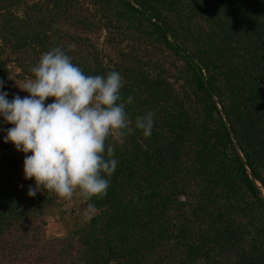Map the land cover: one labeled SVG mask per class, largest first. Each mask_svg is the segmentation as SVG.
<instances>
[{
	"label": "trees",
	"instance_id": "1",
	"mask_svg": "<svg viewBox=\"0 0 264 264\" xmlns=\"http://www.w3.org/2000/svg\"><path fill=\"white\" fill-rule=\"evenodd\" d=\"M135 2L0 0L9 100L7 55L34 77L41 55L61 47L86 75L123 76L133 128L155 112L150 137L135 129L108 141L118 164L107 195L84 201L96 207L91 218L33 263L34 221L58 195H28L35 180L24 178L25 154L4 142L13 125L0 116V263L264 264V197L247 168L264 186V0Z\"/></svg>",
	"mask_w": 264,
	"mask_h": 264
},
{
	"label": "clouds",
	"instance_id": "2",
	"mask_svg": "<svg viewBox=\"0 0 264 264\" xmlns=\"http://www.w3.org/2000/svg\"><path fill=\"white\" fill-rule=\"evenodd\" d=\"M30 71L34 79L20 87L29 93L23 98L9 100L0 80V116L13 125L4 142L25 154L24 178L35 180L28 195L45 190L71 200L78 190L85 202L103 199L118 164L115 144L108 141L135 129L150 137L155 112L137 116L133 128L126 110L133 98L124 101L121 95L123 76L117 71L86 75L61 47L43 53ZM50 97L53 102L46 104ZM95 211L88 203L83 215L90 219Z\"/></svg>",
	"mask_w": 264,
	"mask_h": 264
},
{
	"label": "rangeland",
	"instance_id": "3",
	"mask_svg": "<svg viewBox=\"0 0 264 264\" xmlns=\"http://www.w3.org/2000/svg\"><path fill=\"white\" fill-rule=\"evenodd\" d=\"M100 43H103V37L100 38ZM6 58L13 77V86L10 94L13 97L19 95L21 98L28 96L29 93L22 91L20 87L22 88L25 82L34 79V77L30 75H20L21 67L14 55L8 54ZM85 208V203L81 199L78 190L74 193L71 200L63 199L58 196L57 205L52 212L46 214L44 217H39L37 221H34L36 228L40 230V240L31 243L32 245L30 247V243L25 247V254L28 256L26 258L27 262L33 263L34 258H38L39 254L46 257V254L55 253L54 247L60 243V240L64 236L74 230L79 220L85 218L83 215ZM25 234L26 233L24 232V235ZM43 264H46V262H43Z\"/></svg>",
	"mask_w": 264,
	"mask_h": 264
},
{
	"label": "water",
	"instance_id": "4",
	"mask_svg": "<svg viewBox=\"0 0 264 264\" xmlns=\"http://www.w3.org/2000/svg\"><path fill=\"white\" fill-rule=\"evenodd\" d=\"M133 1L135 2V0H133ZM135 3H136V2H135ZM136 4L139 5L138 3H136ZM156 18H157V17H156ZM205 82H206V85H207L208 87L211 86V84H210V82L208 81L207 78H205ZM212 94H213L214 98L217 100L218 97H217V95H216V93H215L214 90H212ZM219 106L221 107V105H219ZM221 109H222V112H223L224 118H225V120H226V122H227V124H228V127H229V129L231 130V136H232V138H233V140H234V142H235L236 148H237L238 151L243 155V152H242V150H241V148H240V146H239V142H238V140H237V138H236V136H235V132L232 130V127H231V125H230L229 117H228L227 114L224 112L223 108H221ZM243 159H244V162L247 163V159H246L245 157H243ZM247 168H248V171H249V173H250L251 178L256 182L257 186H258L259 189H260V193H261V195L264 197V186H263L262 183L256 178V176H255V174L253 173V171L251 170V168H250L249 166H247Z\"/></svg>",
	"mask_w": 264,
	"mask_h": 264
}]
</instances>
